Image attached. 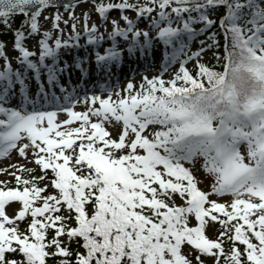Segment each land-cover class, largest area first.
<instances>
[{
  "label": "snow or ice",
  "instance_id": "6c2138e0",
  "mask_svg": "<svg viewBox=\"0 0 264 264\" xmlns=\"http://www.w3.org/2000/svg\"><path fill=\"white\" fill-rule=\"evenodd\" d=\"M0 26V264H264V0H0Z\"/></svg>",
  "mask_w": 264,
  "mask_h": 264
},
{
  "label": "rangeland",
  "instance_id": "374dc122",
  "mask_svg": "<svg viewBox=\"0 0 264 264\" xmlns=\"http://www.w3.org/2000/svg\"><path fill=\"white\" fill-rule=\"evenodd\" d=\"M83 10H84V6H82V7H78V8L76 9V12H77V14L79 15V14L81 13V11H83ZM113 15H115V13H114ZM93 19L95 20L96 17L93 16ZM48 27H50V24L48 25ZM66 31H67V30H66ZM38 39H39V38L37 37V38H33V39L28 40V41L26 42V46H28L30 50H35L36 47H37V40H38ZM81 43H83V40L81 41ZM7 45H8L7 52H8L9 57L11 58V56H12L13 54H15L16 52L13 50V45H12V44H9V43L7 42ZM208 58L211 59V55H210V54H209V57H208ZM158 62H159V61H158ZM3 63H4V61L0 60V66H2ZM11 63H12V65H13V61H12V59H11ZM142 66L144 67V65H142ZM143 67H142V68H143ZM126 76H127L128 78H125V83H124V84H126V83L128 82V80H129V75H126ZM126 76H125V77H126ZM135 79H136V81H137V83H138L139 80H140V75L136 76ZM28 82H29V85H30V88H31V89L35 90V89L37 88V84H38L37 81H35L34 79H30ZM110 83H111V82H110ZM13 159H16V157H13ZM7 163H8V161L5 160V161H3L2 164H0V166H3V165H5V164H7ZM4 179H8V177L3 176V175H0V180H4Z\"/></svg>",
  "mask_w": 264,
  "mask_h": 264
},
{
  "label": "trees",
  "instance_id": "16d2710c",
  "mask_svg": "<svg viewBox=\"0 0 264 264\" xmlns=\"http://www.w3.org/2000/svg\"><path fill=\"white\" fill-rule=\"evenodd\" d=\"M20 19H21L20 17H17V23H19ZM2 32H3V27L0 26V33H2ZM0 40H4L6 42H12V40H13L12 34L11 33H8L6 35H0ZM81 55H83V51L82 50H81ZM16 67H18L17 63L15 65L14 69ZM31 75L32 74H30V78H31Z\"/></svg>",
  "mask_w": 264,
  "mask_h": 264
},
{
  "label": "bare ground",
  "instance_id": "6f19581e",
  "mask_svg": "<svg viewBox=\"0 0 264 264\" xmlns=\"http://www.w3.org/2000/svg\"><path fill=\"white\" fill-rule=\"evenodd\" d=\"M104 29L103 28H101V31H103Z\"/></svg>",
  "mask_w": 264,
  "mask_h": 264
}]
</instances>
